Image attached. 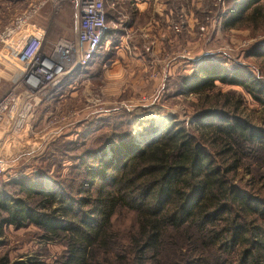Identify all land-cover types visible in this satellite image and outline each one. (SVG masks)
<instances>
[{"label": "trees", "instance_id": "obj_1", "mask_svg": "<svg viewBox=\"0 0 264 264\" xmlns=\"http://www.w3.org/2000/svg\"><path fill=\"white\" fill-rule=\"evenodd\" d=\"M225 1L222 30L264 33V0ZM253 51L264 74V44ZM225 63L204 59L178 77L182 95L199 98L193 132L171 122L151 146L111 132L115 159L84 164L76 197L58 184L43 189L39 177H12L24 197L0 193V248L8 228L33 226L45 244L63 240L56 264H163L181 242L176 264H264V182L241 187L252 156L264 154V130L250 123L240 93L216 85L238 87L264 107L263 76ZM126 212L132 221L122 230L116 223ZM0 264L43 263L5 253Z\"/></svg>", "mask_w": 264, "mask_h": 264}, {"label": "rangeland", "instance_id": "obj_2", "mask_svg": "<svg viewBox=\"0 0 264 264\" xmlns=\"http://www.w3.org/2000/svg\"><path fill=\"white\" fill-rule=\"evenodd\" d=\"M147 1L149 6L140 12L132 1L104 0L109 32L92 60L86 66L67 68L62 79L45 89L35 122L22 136H0L4 167L0 193L23 198L17 186L8 184L11 178L39 177L43 189L51 191L58 184L62 193L74 198L79 183L85 180L84 164L91 165L96 157L115 159L110 145L119 137L110 136L111 132L126 134L127 143L142 146L156 143L171 122L193 132L201 109L199 98L182 95L178 77L191 76L204 59L263 76L264 82L259 62L252 56L253 49L264 44V33L244 28L222 30V15L228 6L225 0ZM58 5L72 8L77 22L73 4ZM23 16L26 20L29 13L17 15L9 25L13 29L9 44L19 40L25 23L18 25L16 20ZM4 32L0 29V36ZM0 69L10 75L0 84L1 99L15 86L16 68L1 60ZM216 85L222 93H240L250 123L264 130L262 105L238 87ZM251 160L241 187L246 181L256 187L257 182H264V154L256 152ZM128 213L120 215L117 228L130 226L132 215ZM39 232L33 226L8 228L0 256L7 253L13 260L36 255L43 264H56L64 252L63 240L45 244ZM182 246L181 242L163 253V264H176Z\"/></svg>", "mask_w": 264, "mask_h": 264}, {"label": "built area", "instance_id": "obj_3", "mask_svg": "<svg viewBox=\"0 0 264 264\" xmlns=\"http://www.w3.org/2000/svg\"><path fill=\"white\" fill-rule=\"evenodd\" d=\"M64 1L54 0V5ZM103 2L70 0L77 14L76 36L58 39L47 52L40 34L20 35L17 42L8 44L9 55L1 57L11 62L16 72L13 90L0 99V128L6 136H22L35 122L37 110L45 100V89L62 79L67 68L86 66L92 60L109 32ZM16 23L24 24L25 17H19ZM12 31L5 30L4 34L10 36ZM3 172L0 161V176Z\"/></svg>", "mask_w": 264, "mask_h": 264}, {"label": "crops", "instance_id": "obj_4", "mask_svg": "<svg viewBox=\"0 0 264 264\" xmlns=\"http://www.w3.org/2000/svg\"><path fill=\"white\" fill-rule=\"evenodd\" d=\"M69 1L70 0H66L63 3L70 4ZM127 1H132V5L140 12L145 11L149 6L147 0ZM23 3L25 4L23 5ZM53 5L54 0H0V29H11V26L9 25L13 24V20L17 15L29 13V18L25 20L23 30L20 29L19 34L42 35L43 50L47 52L53 47L58 39H72L76 35V22L74 20L73 9L65 8L63 6L59 7V5L56 6V9ZM16 6L18 7L16 8ZM133 26L134 23L132 22V27ZM11 37V35L8 36L6 33H3V35L0 36V61L4 60L1 57V54L6 56L9 55V52H7V45L9 44V38ZM7 77L9 78L10 75L3 69H0V84L3 83V80L7 79ZM3 131L4 130L0 128V136L5 135Z\"/></svg>", "mask_w": 264, "mask_h": 264}]
</instances>
